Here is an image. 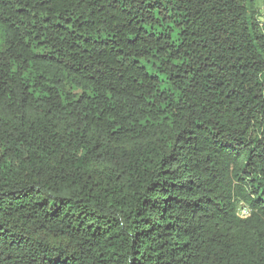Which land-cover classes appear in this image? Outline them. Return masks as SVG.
Masks as SVG:
<instances>
[{
    "label": "trees",
    "instance_id": "16d2710c",
    "mask_svg": "<svg viewBox=\"0 0 264 264\" xmlns=\"http://www.w3.org/2000/svg\"><path fill=\"white\" fill-rule=\"evenodd\" d=\"M263 3L0 0V264H264Z\"/></svg>",
    "mask_w": 264,
    "mask_h": 264
},
{
    "label": "rangeland",
    "instance_id": "374dc122",
    "mask_svg": "<svg viewBox=\"0 0 264 264\" xmlns=\"http://www.w3.org/2000/svg\"><path fill=\"white\" fill-rule=\"evenodd\" d=\"M259 11L261 14H264V3L259 5Z\"/></svg>",
    "mask_w": 264,
    "mask_h": 264
},
{
    "label": "built area",
    "instance_id": "2783aa9c",
    "mask_svg": "<svg viewBox=\"0 0 264 264\" xmlns=\"http://www.w3.org/2000/svg\"><path fill=\"white\" fill-rule=\"evenodd\" d=\"M242 214H243V215H245V214H246V212H245V211H243V212H242Z\"/></svg>",
    "mask_w": 264,
    "mask_h": 264
}]
</instances>
